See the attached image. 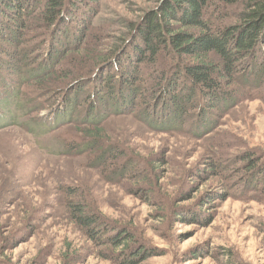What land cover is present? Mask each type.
I'll return each mask as SVG.
<instances>
[{
	"label": "trees",
	"instance_id": "trees-1",
	"mask_svg": "<svg viewBox=\"0 0 264 264\" xmlns=\"http://www.w3.org/2000/svg\"><path fill=\"white\" fill-rule=\"evenodd\" d=\"M99 1L0 0V55L15 62L0 57V123L15 125L25 138L31 135L41 154L89 153L100 170L122 179L135 171L140 157L110 148L105 131L110 118L134 115L151 129L202 138L242 101L264 102V0H148L134 19L110 18L123 31L96 52V72L65 73L47 87L62 55L76 51L72 43L81 48L89 42V19L97 15ZM72 22L74 32L65 28ZM92 39L99 44L103 37ZM41 92L56 96L45 100ZM43 135L54 149L37 140ZM212 152L210 172L226 173L223 163L234 161ZM236 157L243 192L264 196V153L247 148ZM227 191L228 186L213 200L227 199ZM81 194L68 197V215L96 246L106 248L105 259L141 264L161 255L132 223L109 219ZM226 253L229 264H241ZM77 257L78 252L64 255L68 264ZM0 264H6L2 249Z\"/></svg>",
	"mask_w": 264,
	"mask_h": 264
},
{
	"label": "rangeland",
	"instance_id": "rangeland-1",
	"mask_svg": "<svg viewBox=\"0 0 264 264\" xmlns=\"http://www.w3.org/2000/svg\"><path fill=\"white\" fill-rule=\"evenodd\" d=\"M147 2L96 3L99 11L89 19L92 37L81 48L72 43L76 51L62 55L47 87L65 73L96 72V52L123 31L110 18L119 14L134 19ZM68 27L72 32L77 28L73 22ZM93 35H102L100 45ZM0 57L15 63L6 54ZM48 93L41 92L45 100L56 96ZM21 120L27 128L28 119ZM219 124L198 138L151 129L134 115L110 118L105 126L108 143L114 146L110 148L140 157L135 171L121 179L100 170L89 153L56 156L50 149L41 154L31 135L25 138L15 125L0 123V249L5 250L6 264H68L64 255L75 252L74 264H117L105 259L106 248L96 246L68 215V197L79 199L82 192L106 217L132 223L140 237L160 249L161 255L141 264H229L227 251L238 263L264 264V196L243 192L237 175L242 164H235L239 151L254 148L264 153V102L244 100L221 115ZM36 138L46 150L53 148L45 135ZM212 151L234 161L223 163V175L210 172ZM226 186L230 196L213 200Z\"/></svg>",
	"mask_w": 264,
	"mask_h": 264
}]
</instances>
